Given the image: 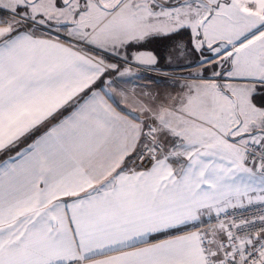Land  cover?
Segmentation results:
<instances>
[{
    "label": "snow or ice",
    "instance_id": "1",
    "mask_svg": "<svg viewBox=\"0 0 264 264\" xmlns=\"http://www.w3.org/2000/svg\"><path fill=\"white\" fill-rule=\"evenodd\" d=\"M0 264H264V0H0Z\"/></svg>",
    "mask_w": 264,
    "mask_h": 264
},
{
    "label": "rangeland",
    "instance_id": "2",
    "mask_svg": "<svg viewBox=\"0 0 264 264\" xmlns=\"http://www.w3.org/2000/svg\"><path fill=\"white\" fill-rule=\"evenodd\" d=\"M109 62H116V61L115 59H112ZM195 71H196L195 68H177L176 65L173 67L169 65L168 66L161 65L158 71H147V72L144 71V69L142 68L133 67L132 75H129L127 77L126 76L118 77L117 81L119 86H122L121 84H129L130 83L129 79H132L133 77H138V78L147 77L149 78L150 81L155 79L156 81L162 83V85L164 86V83L166 82H172V80L174 79H179L181 76L187 75L188 72H195ZM180 83H183V81L180 80ZM133 89L135 88H132V90Z\"/></svg>",
    "mask_w": 264,
    "mask_h": 264
},
{
    "label": "crops",
    "instance_id": "3",
    "mask_svg": "<svg viewBox=\"0 0 264 264\" xmlns=\"http://www.w3.org/2000/svg\"><path fill=\"white\" fill-rule=\"evenodd\" d=\"M150 49L154 48L158 51H164V47H159L157 44H152L148 46ZM166 64V62L162 61L161 65ZM176 65V62L174 61L173 64L171 65L172 67ZM168 66V65H167ZM127 77V76H126ZM173 78V77H171ZM130 83L129 84H121L122 86H119L122 89H128V90H132V88H135L136 90H139L142 86H147V88L153 89V90H159V91H172V82H166L164 83V86L162 85V83L156 81L155 79L153 80H149V78L147 77H142V78H138V77H133L132 79H129ZM207 219V218H205Z\"/></svg>",
    "mask_w": 264,
    "mask_h": 264
},
{
    "label": "built area",
    "instance_id": "4",
    "mask_svg": "<svg viewBox=\"0 0 264 264\" xmlns=\"http://www.w3.org/2000/svg\"><path fill=\"white\" fill-rule=\"evenodd\" d=\"M162 72H163V71H162ZM255 210H256L255 207H252V208H250V209H247V210H246V214L249 215V216H251Z\"/></svg>",
    "mask_w": 264,
    "mask_h": 264
},
{
    "label": "trees",
    "instance_id": "5",
    "mask_svg": "<svg viewBox=\"0 0 264 264\" xmlns=\"http://www.w3.org/2000/svg\"><path fill=\"white\" fill-rule=\"evenodd\" d=\"M157 45H158L159 47H162V46L164 47V45H162V44H157ZM163 65H166V64H163Z\"/></svg>",
    "mask_w": 264,
    "mask_h": 264
}]
</instances>
